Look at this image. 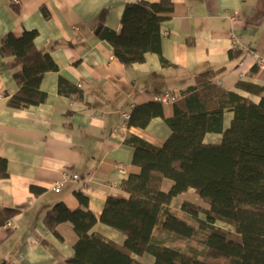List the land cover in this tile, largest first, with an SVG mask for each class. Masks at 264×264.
Segmentation results:
<instances>
[{
    "label": "crops",
    "instance_id": "1",
    "mask_svg": "<svg viewBox=\"0 0 264 264\" xmlns=\"http://www.w3.org/2000/svg\"><path fill=\"white\" fill-rule=\"evenodd\" d=\"M126 1L135 0H0V37L35 28L36 46L48 51L57 66L42 75L43 101L24 107L0 102V155L7 161V175L0 176V209L20 207L8 219L10 225H0V264H64L63 258L73 253L76 233L68 221L58 222L53 232L43 217L58 200L74 208L77 188L87 195L96 216L93 229L123 241L124 234L100 221L99 214L107 195L126 194L120 189L122 178L139 169L131 161L127 131L158 145L169 133L160 115L145 126L127 128L122 112L129 113L135 103L163 91L176 93L201 80V72L220 66L215 79L226 88L235 89L239 78L264 85V62L256 61L257 54L264 56V0H170L172 10L160 22V52L166 63L147 50L142 61L128 65L106 38L94 33L104 6L105 24L118 32ZM130 42L140 44L139 29H133ZM231 48L238 49L233 56ZM60 80L76 91H60ZM16 88L12 68L0 55V93L7 97ZM162 109L164 116L170 115L171 101L163 102ZM230 117L231 111H224V127ZM219 139V132L204 135L206 141ZM118 163L124 164L125 174ZM58 180L63 182L55 191ZM32 184L42 189L35 192ZM168 184L166 180L163 188ZM192 190L172 197L171 205L178 208ZM131 257L146 264L153 260L147 252ZM118 264L131 261L120 259Z\"/></svg>",
    "mask_w": 264,
    "mask_h": 264
},
{
    "label": "trees",
    "instance_id": "2",
    "mask_svg": "<svg viewBox=\"0 0 264 264\" xmlns=\"http://www.w3.org/2000/svg\"><path fill=\"white\" fill-rule=\"evenodd\" d=\"M171 10L170 0L126 1L116 32L105 24L108 6H104L94 33L111 43L125 65L142 61L147 50L157 52L166 63L160 52V22ZM134 28L140 31L139 45L130 42ZM36 34L30 28L0 37V55L17 84L5 99L10 106L43 101L42 75L57 68L49 52L36 46ZM237 52L229 50L232 56ZM222 68L207 69L201 72V80L172 93L168 116L156 97L130 109L127 128L145 126L160 115L169 133L158 145L127 131L125 139L133 147L131 161L139 169L122 178L120 189L126 194L107 195L99 214L100 221L124 234L121 243L93 229L96 216L80 188L74 190L78 201L74 208L58 200L46 210L43 221L51 231L56 232L58 222L68 221L76 233L73 253L63 258L64 264H118L120 259L146 264L131 257L144 252L153 257L149 264H216L229 257L238 258L239 264H264V85L239 78L235 89L226 88L215 79ZM61 83L60 91H67L66 87L76 91V86ZM226 110L231 117L224 127ZM206 132H219L220 139L206 141ZM6 163L0 155V176L7 175ZM166 180L168 187L163 188ZM30 187L35 192L42 189ZM190 187L197 198L183 197L178 208L172 206V197ZM19 210L18 206L1 208L0 225Z\"/></svg>",
    "mask_w": 264,
    "mask_h": 264
},
{
    "label": "built area",
    "instance_id": "3",
    "mask_svg": "<svg viewBox=\"0 0 264 264\" xmlns=\"http://www.w3.org/2000/svg\"><path fill=\"white\" fill-rule=\"evenodd\" d=\"M13 1H15V0H13ZM162 33L165 34V31H162ZM237 44L240 45L239 43H237ZM256 61H257V64L263 63L264 62V56L257 54V60ZM238 75L243 76V72L238 71ZM173 97H174V94L170 93L169 91H163V92L156 95V98L162 102L172 101ZM5 99H6V95L3 93H0V102H4ZM122 114L124 115V117H128V115H129V113L127 111L122 112ZM118 168L122 174H125L126 170H125L123 163H118ZM73 177L75 179H77L76 175H73ZM62 182H63L62 180L55 181L54 185L52 186L53 189L55 191H58L62 185ZM5 224L10 225L11 224L10 220H7ZM5 264H12V263L10 261H7V262H5Z\"/></svg>",
    "mask_w": 264,
    "mask_h": 264
},
{
    "label": "rangeland",
    "instance_id": "4",
    "mask_svg": "<svg viewBox=\"0 0 264 264\" xmlns=\"http://www.w3.org/2000/svg\"><path fill=\"white\" fill-rule=\"evenodd\" d=\"M185 195L186 196L188 195L189 198H192L193 197L192 195H194L193 190L189 194L185 193ZM216 223H218L219 225L225 226V227H231L228 224H226L225 222H222L219 220H217ZM216 264H239V259L235 258V257L220 258L216 261Z\"/></svg>",
    "mask_w": 264,
    "mask_h": 264
}]
</instances>
